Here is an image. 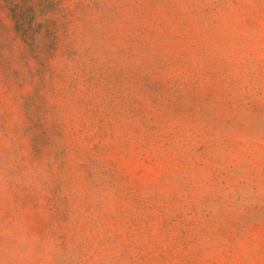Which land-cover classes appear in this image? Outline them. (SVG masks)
Returning <instances> with one entry per match:
<instances>
[{
	"label": "rangeland",
	"instance_id": "374dc122",
	"mask_svg": "<svg viewBox=\"0 0 264 264\" xmlns=\"http://www.w3.org/2000/svg\"><path fill=\"white\" fill-rule=\"evenodd\" d=\"M0 264H264V0H0Z\"/></svg>",
	"mask_w": 264,
	"mask_h": 264
}]
</instances>
